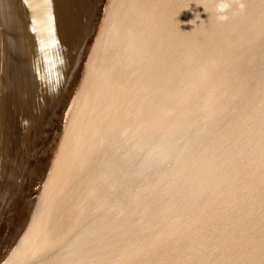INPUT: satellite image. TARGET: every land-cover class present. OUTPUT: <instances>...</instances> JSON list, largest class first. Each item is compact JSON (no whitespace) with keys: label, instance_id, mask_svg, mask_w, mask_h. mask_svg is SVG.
Listing matches in <instances>:
<instances>
[{"label":"water","instance_id":"obj_1","mask_svg":"<svg viewBox=\"0 0 264 264\" xmlns=\"http://www.w3.org/2000/svg\"><path fill=\"white\" fill-rule=\"evenodd\" d=\"M109 1L43 8L55 68L24 76L27 226L15 254L18 199L0 208V262L264 264V0H130L134 34ZM63 175L66 195L51 189ZM85 180L101 190L71 204Z\"/></svg>","mask_w":264,"mask_h":264},{"label":"bare ground","instance_id":"obj_2","mask_svg":"<svg viewBox=\"0 0 264 264\" xmlns=\"http://www.w3.org/2000/svg\"><path fill=\"white\" fill-rule=\"evenodd\" d=\"M19 2H21L23 6L19 8H22V10L24 9L21 23L22 28L16 23L15 17L16 14H18L16 13V8L13 10L14 7H18ZM129 2L130 0H110L106 12L109 17L111 16L109 21L121 23V27L125 25L124 31L131 30L132 34H134L135 28H137L136 17L132 15V10L130 12L125 11L128 10V7L133 6L129 4ZM55 3L56 0H0V122L6 124L5 131L3 130L4 133L0 129V208L6 207L9 203L14 204V200L18 199L17 210L19 214L17 218L21 228L18 229L15 239H11V237L10 239L8 238V243L6 244L13 246L15 254L23 247L22 242L16 241L25 233H22V227L27 226L25 223L20 222L25 198L22 197L27 195V193L24 194L23 188L21 187V175L30 174L25 168L18 167L17 164L25 153L23 147L31 143H36L35 140L37 138L31 136L29 139H23V135L20 134L22 124H24V112L28 117V114L31 115L33 121H30V123L32 125L36 112L38 111V107L32 102L30 104H25L24 108V99L28 98L29 95V89L26 87V81L24 82V76H26L27 73H29V76L31 74L34 84H37V78H43L42 69H46V65L52 70L55 68V61L46 62L45 60L46 50L52 53L51 49L46 46V38L51 36L49 30H51L52 24L45 18L43 9L44 7L49 8V5L53 7ZM112 7H120L122 9V15L117 16L118 11H113L114 9ZM93 16H95V14H93ZM20 18L19 16L18 19ZM165 28L166 27L163 28V26L159 25L160 36L164 35ZM19 30H21V32H19ZM128 37L130 36L127 33H123V48H127V46L130 47V42L127 40ZM163 46L167 48L166 44H163ZM27 48L30 50L29 57L26 54ZM52 58L55 59L54 54ZM59 68L62 71V67L59 66ZM55 72L58 73L57 68ZM73 113L74 112H72V116ZM78 113L79 110L76 109L75 117L78 116ZM77 126L78 124L74 125L75 131H77ZM37 127L38 124L36 123L33 129ZM12 139L18 144L11 149V146H6V143L8 144ZM77 144L73 143L74 147ZM71 149L67 151L68 154L72 151ZM65 157L64 155L63 158ZM48 166L49 164L46 168ZM33 167L39 166L34 164ZM42 177H44V175H42ZM68 182L69 178L67 175L60 176L59 182L54 183L51 189L60 190L66 195V189L63 190L61 186L66 185ZM88 182V180H85L82 184L79 183L76 188L71 191L70 195L74 194L72 195L71 204L81 206L87 202L86 199H89L96 190H101L100 188H95V186H90ZM31 190L33 191V188ZM32 191L30 193H32ZM25 208L28 212L31 211L28 206ZM4 212L5 211H1L0 215H3ZM6 218H11L13 220L14 215L9 216V213L6 211L4 220ZM1 220L2 219H0V221ZM30 256L39 259V257L42 258L43 255L34 246L30 252ZM3 261L0 262V264H5Z\"/></svg>","mask_w":264,"mask_h":264},{"label":"clouds","instance_id":"obj_3","mask_svg":"<svg viewBox=\"0 0 264 264\" xmlns=\"http://www.w3.org/2000/svg\"><path fill=\"white\" fill-rule=\"evenodd\" d=\"M228 7V4L227 3H224L223 0L221 2V5H220V8H219V11L223 12L227 9ZM226 17H221V19H225Z\"/></svg>","mask_w":264,"mask_h":264}]
</instances>
